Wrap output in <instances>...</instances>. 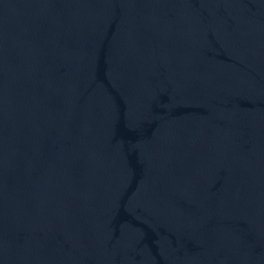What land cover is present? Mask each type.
<instances>
[{"label":"water","instance_id":"95a60500","mask_svg":"<svg viewBox=\"0 0 264 264\" xmlns=\"http://www.w3.org/2000/svg\"><path fill=\"white\" fill-rule=\"evenodd\" d=\"M0 264H264V0H0Z\"/></svg>","mask_w":264,"mask_h":264}]
</instances>
